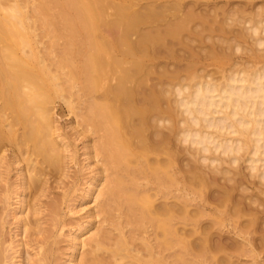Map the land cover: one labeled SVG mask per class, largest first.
I'll list each match as a JSON object with an SVG mask.
<instances>
[{
  "label": "bare ground",
  "instance_id": "6f19581e",
  "mask_svg": "<svg viewBox=\"0 0 264 264\" xmlns=\"http://www.w3.org/2000/svg\"><path fill=\"white\" fill-rule=\"evenodd\" d=\"M138 1L0 0V264H264V0Z\"/></svg>",
  "mask_w": 264,
  "mask_h": 264
},
{
  "label": "rangeland",
  "instance_id": "374dc122",
  "mask_svg": "<svg viewBox=\"0 0 264 264\" xmlns=\"http://www.w3.org/2000/svg\"><path fill=\"white\" fill-rule=\"evenodd\" d=\"M141 1H143V2L138 1V7L133 8V10L136 9V11H139V13H140V12H141V13H146V12H147L146 10H148V9H146V8H147V4L149 3V0H141ZM146 1H147L148 3H146ZM238 1H239V0H234V3H233V1H231V2H232V5H231V6H228V5H227V6H228V7H227V6H226V1H224V0H217V1H216V4L218 5V6H217V7H218L217 10H218V11H221V13L218 12V11H216V15H217V16H215V19H214V20H213V18H212V20H211V21H214V23H213L214 25H213L212 22H211V24H212L213 26L210 24V22H209V25H207V24H208V21H210V20H207V19H209L210 17H209V18L207 17V19H206V20H207V23H202V24H205V25H202V24H201V26H204V28H202V29H203V30H204V29H208V28L211 27V26H212V28H218V27H221V25H218V24H216V23L221 24V22H222V19H221V18H222V16H221L222 12H223V11H226L227 8L229 9L230 7H232L233 4H235V5L233 6L234 9H238V10L241 9V7H242L241 4L243 3V1H240V4H238V3H239ZM139 2H140V4H139ZM217 2H218V3H217ZM258 3H259V1H258ZM139 5H141L142 8H140L141 6H139ZM223 5H225L226 7H223ZM235 6H236V7H235ZM238 6H239L240 8H238ZM222 7H223V8H222ZM220 8H221V9H220ZM140 9H141V10H140ZM199 9H200L201 11H200ZM202 9H203V10H202ZM111 10H112V11H111ZM184 10H186V9H184ZM149 11H150V10H149ZM149 11H148V12H149ZM195 11H196V12H197V11L200 12V13H201L200 15H202V11H204V7H203V6H200V8L198 7ZM148 12H147V13H148ZM171 12H172V11H171ZM198 12H197V14H198ZM107 13H109V14H110V13H113L112 15L115 14L114 9H112V8L109 9V10H107ZM149 13H150V12H149ZM181 14H182V13H181ZM219 14H220V15H219ZM112 15H109V16H112ZM113 17L115 18L116 16H112L111 18H113ZM111 18H110V19H111ZM216 18H217V20H216ZM218 18H219V20H220L221 22H219ZM167 20H168V18H167ZM148 21H149L150 23H149V22L145 23V24H148V25L142 24V25L139 26V28H140L141 31L149 30L150 25H151V27H152V26H154V25H160V23L162 22L161 20H159V21H161V22H158V20H150V19H149ZM217 21H218V22H217ZM162 23H163V22H162ZM162 23H161V25H162ZM196 25H199V24L197 23ZM147 26H149V27H147ZM206 27H207V28H206ZM146 28H148V29H146ZM204 35H207V34H206V30H205V34H204ZM132 39H135V37L133 36ZM215 39H216V38H215ZM43 41H44V40H43ZM239 43H240V44H239V45H240V48L242 47L241 49L243 50V51L241 50L242 53L248 49V44H247V43H244V42H239ZM171 46H172V49H173V53H175V55H177V56H179V57L186 58L187 54H186V53H183V52H180L179 47H176L177 45L174 44V45H171ZM196 46H197V48H195ZM196 46L193 45V47L195 48V51H197V52H198V50H199V52L202 50V51H201L202 53H203V51H206V53H208V51L211 50V51H209V53H210V52L212 53V48L210 47V45L208 46L207 43L204 44L205 47H203L202 45H197V43H196ZM207 46H208V47H207ZM157 47H158L157 49H155L156 46L154 47V51H153V53L156 52L155 54H157V56L162 57V58L165 57V56L167 55V54L165 53L166 50L164 51V50H163L164 48L159 49L161 46H157ZM201 47H202V48H201ZM158 49H159V50H158ZM203 49H204V50H203ZM215 49H216V52L214 51ZM156 50H157V51H156ZM178 50H179V53H178ZM174 51H175V52H174ZM213 51H214L215 54L220 53V54H218L217 56H218V59L221 60V59H220V58H222V52H221V50H220L219 48H214ZM163 52H164V53H163ZM201 52H200V54H201ZM241 52L237 53L236 56H235V55H230L228 58H227V57L224 58V59L222 58L223 61L225 60L226 64L224 65V64H223L224 62H223V63H222L221 61H219V62H220L224 67H223L222 65H220V63L217 61L218 59L216 60V62H218L217 64H216V62L213 63V60L215 61V57L212 56L213 58L211 59L210 57H211L212 54H211V55H210V54H209V55L207 54V56H208V58H207L208 61H207L206 58L204 57L205 52L203 53L204 55L201 54V56L204 58V61H206V62L208 63V65H210V63H211V67H209V68L206 69V71H208L210 74H211V73H215L216 71H217V72H218V71L222 72V71H223V70H222L223 68L225 69V70L223 71V73H225V72H228V71H226V70H229V71H230L231 68L233 69L234 64H236L237 62L242 63V62L245 61V59H246V60L248 59V57H247V56H248V52H247V51H246L247 53L244 52V53H246L245 55H244V54H241ZM161 53H162V54H161ZM176 53H177V54H176ZM178 54H179V55H178ZM238 54H239V55H238ZM209 56H210V57H209ZM233 56H234V57H233ZM231 57H232V58H231ZM237 57H239V59H238ZM235 58H236V61H235ZM227 60H228V61H229V60L234 61V63H232V62H228ZM204 61H203V63H206V62H204ZM211 61H212V62H211ZM209 62H210V63H209ZM227 62H228V64H227ZM207 63H206L205 65H207ZM239 63H237L238 65H237L236 67H239V66L241 65V64L239 65ZM213 64H215V65H213ZM212 65H213V67H212ZM218 65H220V66H218ZM216 66H218V67H220V68H218V67L215 68ZM232 66H233V67H232ZM171 67H173V66H170V68H171ZM222 67H223V68H222ZM240 67H241V66H240ZM172 69H173V68H172ZM172 69H170V70H172ZM220 69H221L222 71H221ZM217 72H216V74H214V76H213V77L215 78V80H216V79L219 80V79L221 78V77H220V73L218 74ZM221 75H222V73H221ZM218 76H219L220 78H219ZM153 81H154V82H153ZM153 81H152L151 83H156V82H157V81H155V80H153ZM58 109H59V110H58L59 112L57 111L58 113H60L61 111H63L61 108H58ZM66 120H68V119H66ZM66 120H65V118L62 119V120H60V123L62 124V126H64V125L66 124V122H67ZM79 160L82 161V157H80ZM68 163H69V164H68V165H69L68 167H69L70 170L68 169L67 171H68L70 177H69V178H64V177H61V176L59 177V176L57 175V176L55 177V178H57L55 181H53V180H51V179L49 180V181H50V182H49V185H50L49 188H50V189H49V188H45V191H46V192L43 191L44 194H42V196H41V194H39V195H35V198H36L37 196H38V198H36V199L33 198V201H38V203L35 202L36 204H39V203H40V205H38L39 208L43 209V207L47 208V207L45 206L46 204L48 205V204L50 203L49 205H51V203H53V204H56V203L58 204V202L60 203V202L62 201V197L64 196V194H68V195H65L66 198L63 197V200H64V199H68V200H64L65 202L62 201L63 203H60L61 207H60L59 205L56 204V205L58 206V208H59V211H61V212H59V215H61V214L63 215V216L61 215V217H60L59 219H61V221H63V218H65V219H64V222L66 221L65 223H67V222H69V221L71 220V222H69L70 225L67 224L69 227H65L66 229L64 228V229H63L64 231L62 230V233H63V234H65L66 231H68L67 229H69V228L71 227V225H72L71 223H73V222L75 223V221L78 220V219H76V218H79V217L82 216V214H83V213H81L80 215H77V216H70V215L67 213V211H68V210H67V209H68V208H67L68 205H69L70 207H71V206L75 207L76 205H78V200L75 199V196H77V195L79 194V192H78V193H73V191H72L73 188H72V189L69 188V186H71V183H72L73 180H74V179H73V178H74L73 174H74V170H75V171L77 170V167H75L74 165L72 166V164H71L70 162H68ZM71 167H72V168H71ZM243 172H244L245 174H247L248 171L246 172V170L244 169ZM14 175H15V172L13 171V172L10 174L11 182L14 181V178H15ZM13 176H14V177H13ZM86 176H87V175H86ZM53 178H54V177H53ZM53 178H52V179H53ZM12 179H13V180H12ZM46 179H47V178H46ZM77 179H78V182L81 183V184H80V183L77 182V183L79 184V186H80L79 188H80V189H83L84 187L81 186V185L83 184L82 181H84V180H83L84 177H82L81 179H80V178H77ZM79 179H80V181H79ZM81 180H82V181H81ZM250 181H251V179H250ZM252 181H253V179H252ZM51 182H54V183H51ZM55 183H56V185H55ZM58 183H60V184H58ZM61 183H62V184H61ZM64 183H65V184H64ZM66 184H67V185H66ZM79 188H78V189H79ZM63 191H64V192H63ZM71 191H72V192H71ZM62 192H63V194H62ZM41 193H42V192H41ZM47 195H48V196H47ZM67 196H69V197H67ZM31 197H33V196H31ZM29 198H30V197H29ZM29 198H28V200H29ZM50 198H51V199H50ZM30 199H31V198H30ZM34 199H35V200H34ZM37 199H39V200H37ZM69 199H72V201H69ZM74 199H75V201H74ZM49 200H50V201H49ZM57 200H58V201H57ZM59 200H60V201H59ZM14 201H15V200H13L12 203H13ZM54 201H57V202L54 203ZM46 202H47V203H46ZM33 203H34V202H33ZM44 203H45V204H44ZM67 203H68V204H67ZM31 204H32V202H31ZM62 204H63V205H62ZM73 204H74V205H73ZM42 205H43V207H41ZM49 205H48V206H49ZM90 206H92V204H90ZM49 207H50V206H49ZM49 207L47 208L48 210L46 209V211H44V209L41 210V211H42V214H41L40 217H43V215H45V216H46V217L44 216L45 218H50L49 213H48V214H47V213H45V214L43 213V211H44V212H47V211L49 212ZM65 207H66V208H65ZM13 208H14V207H13ZM65 214H66V217H67V218L65 217ZM47 215H48L49 217H47ZM67 215H69V216H67ZM58 217H59V216H58ZM62 217H63V218H62ZM69 217H71V219H70ZM68 218H69V219H68ZM42 220H44L43 224H45V223H47V222H50L49 219L46 220V219L43 218ZM45 220H46L47 222H46ZM68 220H69V221H68ZM72 220H73V221H72ZM74 220H75V221H74ZM7 222H8V225L6 224V227H7L6 230H7V232L5 231V234L8 236L9 233H10L11 235H12V233H15V230L13 229L14 226L11 225V224L13 223V221H12L10 218L7 219ZM45 225H46V224H45ZM45 225H44V226H45ZM48 225H49V227H48ZM51 225H52V224H51ZM102 225H103L104 227H105V225L108 226L106 223H104V224H102ZM11 226H13V227H11ZM44 226H43V228H45V229H46V227H48L47 229L50 228V229H49L50 231L53 230V231L50 232V233L48 232L50 236H51V235H54V236H55V235L57 234V233H56V232H57V228L55 229L53 225H52V227H50V224H47L46 227H44ZM55 227H56V226H55ZM105 228H107V227H105ZM11 229H13V230L10 232L9 230H11ZM54 229H55V230H54ZM107 229H108V228H107ZM47 231H48V230H47ZM8 232H9V233H8ZM51 233H52V234H51ZM55 233H56V234H55ZM59 233H60V232H59ZM62 233H61V234H62ZM45 234H46V233H45ZM45 234H44V235H45ZM61 234H58L57 236L54 237V241H55V238H57L56 241H55L56 243H57V242L59 243V241H60V243H61L60 245L57 243L59 246L56 244V246L58 247V250H57V251H59V253H60V254H59L58 252H56L57 256H60L61 253L64 252L63 248H65V245H66L65 242H64V241H65V238H64L63 236H61ZM6 235H5V236H6ZM11 235H10V236H11ZM44 235H43V236H44ZM47 235H48V234H47ZM49 235H48V236L45 235L46 237H45V236H44V237L47 238V239L49 240ZM7 236H6V237H7ZM59 237H62V238H59ZM63 238H64V240H63ZM58 239H59V240H58ZM52 241H53V238L50 239V242H52ZM56 246H55V248H57ZM60 246H61V247H60ZM59 248H60V249H59ZM61 248H62V250H61ZM62 251H63V252H62ZM58 258H59V257H58ZM61 258H62V256L60 257V259H61Z\"/></svg>",
  "mask_w": 264,
  "mask_h": 264
}]
</instances>
